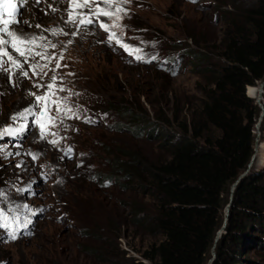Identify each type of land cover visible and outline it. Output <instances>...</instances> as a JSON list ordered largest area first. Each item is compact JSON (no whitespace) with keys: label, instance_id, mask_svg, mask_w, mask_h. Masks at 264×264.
<instances>
[{"label":"rangeland","instance_id":"rangeland-1","mask_svg":"<svg viewBox=\"0 0 264 264\" xmlns=\"http://www.w3.org/2000/svg\"><path fill=\"white\" fill-rule=\"evenodd\" d=\"M125 7L121 27L111 31L123 43L141 49L143 59L115 41L110 43L111 32L99 24L80 26L78 35H72L77 28L69 24L63 29L68 35L50 32L45 42L56 44L55 49L37 48L54 59L30 61L76 63L81 76L65 80L85 87L70 84L62 87L65 91H56L54 99L66 98L79 118L58 113L50 105V115L57 119L49 131L55 136L40 139L35 117L29 116L25 133L0 137V146L12 154H0V191L6 194L0 197V208L19 217L15 239L10 229L0 228V264H132L149 241L133 233L128 204L133 194L112 175L114 160L121 151H136L147 160L164 153L159 141L127 131V120L109 101L136 107L162 126L170 122L169 127L181 132L180 122L190 118L202 97V78L192 54L218 47L224 30L222 12L229 5L220 0H131ZM100 19L111 24L109 18ZM213 57L220 62L217 48ZM29 75L31 79L17 76L16 86L10 85L6 99L0 101V128L20 123L10 116L35 105L30 93L47 91L51 83L47 78ZM256 133L258 137L257 128ZM52 139L59 143H49ZM69 147L73 151L66 154ZM255 167L253 172L264 164L259 161ZM248 237L245 264H264V228H251Z\"/></svg>","mask_w":264,"mask_h":264},{"label":"trees","instance_id":"trees-1","mask_svg":"<svg viewBox=\"0 0 264 264\" xmlns=\"http://www.w3.org/2000/svg\"><path fill=\"white\" fill-rule=\"evenodd\" d=\"M220 1L229 5L222 12L223 36L215 47L221 60L213 61L212 46L192 54L202 97L190 118L180 122L181 132L136 107L109 101L124 115L127 131L159 141L164 153L154 160L136 151L115 156L112 175L133 194L128 203L133 233L149 238L132 264H208L231 186L255 152L262 110L248 88L264 81V0ZM261 131L264 142V119ZM251 228H264V167L236 189L212 264H245Z\"/></svg>","mask_w":264,"mask_h":264},{"label":"snow or ice","instance_id":"snow-or-ice-1","mask_svg":"<svg viewBox=\"0 0 264 264\" xmlns=\"http://www.w3.org/2000/svg\"><path fill=\"white\" fill-rule=\"evenodd\" d=\"M33 4L39 6L41 4H46L47 0H32ZM131 0H68L67 11V21L68 24H73L77 28V32L72 33V35L79 34L80 26H87L93 24H99V27L104 29L106 32H111L108 37L109 42L115 41L120 44L130 55H135L136 59H143V56L139 55L141 49L133 48L132 46L123 43L117 36L115 31H111L112 28H120V21L124 15H127L128 9L125 7L126 4L130 3ZM29 0H0V75L7 77L8 82L11 86L15 87V78L17 76L25 79H31L29 73L31 72L34 76H39L40 74L47 75L45 69L48 64L41 65L38 61L36 63H30L35 57H39L46 61H51L54 57L48 55L47 52L37 51V48L47 49L49 47L55 49L56 44L45 42L47 37L43 34L33 35L24 32L16 31L12 26H19L20 24H31L26 21L19 19L22 16L21 9H25L28 5ZM48 9L53 12L58 11L57 8L53 7L51 4L47 5ZM87 9V11H85ZM47 14V12H45ZM106 17L111 20V24L103 21L100 17ZM7 17V18H6ZM37 28H41L42 25H35ZM45 31H51L53 35H59L64 32L62 28L45 29ZM71 43V41H69ZM11 49V51H9ZM22 58V59H21ZM63 59V56L60 57ZM28 65V68L25 66ZM61 67L60 63H56V68ZM56 77H52L53 83L47 85V91L44 94L37 95L32 92L35 99V105L24 108L21 111L16 112L10 116L12 122H20L13 126L9 124L3 128H0V137L5 136H19L25 133L28 128V117H35L34 124L39 126V136L40 139H46L48 135L55 136V133L49 131L50 125L55 124L56 117L50 115L51 108L50 105L56 106V111L58 113H64L65 115L71 113L70 118H79L78 113L74 112L73 109L67 106L66 98L54 99L56 91H65L62 87L57 89L55 83ZM39 88L45 87L42 84L34 85ZM69 94H71L70 90ZM5 93L0 92V95ZM39 108V112L36 108ZM86 121L91 122L90 117L84 118ZM60 139H63L61 137ZM49 143L56 145L59 143L58 139H52ZM73 149L69 147L66 149V154H71ZM0 154L12 155L11 153H5L3 146H0ZM19 155V153H15ZM31 155L33 160L38 159L37 154L28 153ZM22 165H18L21 167ZM17 191H23V189H17ZM0 197L6 198V194L0 191ZM24 207H27L25 205ZM19 217L9 216L2 208H0V228L10 229L12 231V239L16 238L14 225L18 222Z\"/></svg>","mask_w":264,"mask_h":264},{"label":"bare ground","instance_id":"bare-ground-1","mask_svg":"<svg viewBox=\"0 0 264 264\" xmlns=\"http://www.w3.org/2000/svg\"><path fill=\"white\" fill-rule=\"evenodd\" d=\"M49 4L57 8L58 11L53 12L50 9H48L47 5ZM67 8H68V0H47L46 4H41L39 6L34 5L32 0H29L28 5L22 11V16L18 18L28 21L31 24V27H29L28 24H20L19 26L14 25L12 27L18 32L22 31L24 33L33 34V35L43 34L44 36L48 38L51 35L50 33L51 31H45V29H53V28L64 29L66 26L69 25L68 23H66L67 21L66 9ZM85 11H87V9H85ZM45 12H47V14H45ZM37 24L42 25V27L41 28L35 27V25ZM9 51H11V49H9ZM56 63L57 62L55 61L54 62H41L40 63L41 65L48 64V67L45 69V72H47V75L40 74L39 77L47 78V81L49 83L50 82L53 83L52 77H56L57 79L55 83L59 87L65 88L69 86L70 84H74L75 87H82V88L85 87L81 83H71L65 80L69 75L72 76L73 78L80 77L81 72H82L81 67L79 68L77 64L73 62L62 61L60 62L61 67L56 68ZM9 88H10V84L8 82L7 77L4 75H0V90L6 93L5 97L0 99L1 102H4L7 95L9 94L7 93ZM248 90H249L250 95L254 98H257L261 92L259 87H249ZM256 128L259 134V129L257 125H256ZM258 137L261 138V136L259 135ZM256 151H257L256 162L260 161L264 164V142L262 144H259L256 147Z\"/></svg>","mask_w":264,"mask_h":264},{"label":"water","instance_id":"water-1","mask_svg":"<svg viewBox=\"0 0 264 264\" xmlns=\"http://www.w3.org/2000/svg\"><path fill=\"white\" fill-rule=\"evenodd\" d=\"M258 87L260 88L261 92H260V95L256 98V100H257V103L259 104V106H260L262 111H261V115L259 117V121L257 123V127L259 129V134L258 135L261 136V134H262L261 125H262V122H263V119H264V81H262L258 85ZM260 142H261V138L257 137L256 138V143H255V152L253 154V157H252L251 161L248 164L247 169L240 174V176L237 178V180L231 186L230 201H229V203H228V205L226 206V209H225L224 224L221 227V229L218 231V234H217V237H216V240H215V244H214V247H213V251H212V258L209 260L208 264H212L213 261L216 259V256H217L216 246H217L219 240L221 239L222 234L226 232V227L228 225V220H229V217H230L231 206H232L233 199H234V193H235L236 189L238 188V186L240 185V183L242 181H244L253 172V170L256 168L255 167L256 166V160H257L256 147L259 144H261Z\"/></svg>","mask_w":264,"mask_h":264}]
</instances>
